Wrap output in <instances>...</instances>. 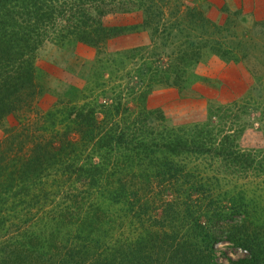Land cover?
Instances as JSON below:
<instances>
[{
  "label": "trees",
  "instance_id": "obj_1",
  "mask_svg": "<svg viewBox=\"0 0 264 264\" xmlns=\"http://www.w3.org/2000/svg\"><path fill=\"white\" fill-rule=\"evenodd\" d=\"M69 1L0 0V122L37 96L34 55L43 40L61 48L73 40L98 47L130 29L103 24L106 0ZM174 3L177 10L184 7V17L166 29L169 0H118L114 8L143 13L133 29L184 34L175 61L189 65L200 47L189 56L184 29L193 22L206 31L210 21L188 1ZM120 106L105 107V126L112 125L104 133L108 151L99 162L79 167L75 158L85 152V141L102 128L83 105L54 106L6 132L0 143V264H214L213 248L221 239L247 251L239 264H264V212L251 202L252 189L222 184L228 179L201 175L197 165L186 170L185 163L200 156L209 163L220 159L245 178L263 175V160L251 169L234 132L213 134V127L198 125L189 136L164 129L156 142L141 137L139 149H125L114 144L120 143V127L109 118ZM31 142L36 147L25 155ZM50 176L46 187L42 180ZM165 194L170 198L162 201Z\"/></svg>",
  "mask_w": 264,
  "mask_h": 264
},
{
  "label": "rangeland",
  "instance_id": "obj_2",
  "mask_svg": "<svg viewBox=\"0 0 264 264\" xmlns=\"http://www.w3.org/2000/svg\"><path fill=\"white\" fill-rule=\"evenodd\" d=\"M116 1L106 0L107 12L101 20L104 25L130 27L125 33L98 47L74 40L65 42L62 48L51 41L40 43L34 55L37 96L29 107L8 114L0 122V143L6 132L20 127V120L35 122L54 106L83 105V111L88 109L92 116L94 111L96 117L91 121L102 128L88 137L85 152L75 158V164L79 167L86 161L99 162V155L108 151L106 139L111 142L104 134L112 127L105 126V107L118 102L119 110L111 111L109 118L120 127L116 138L120 143L114 144L126 145L125 149H139L141 137L156 142L164 129L189 136L198 125L213 127V134L234 132L239 151L252 162L251 169L259 161L264 163V0H182L195 5L210 21L206 31L193 28V22L184 29L189 56L200 47L199 58L189 65L175 61L184 49V34L172 30L171 36L166 31L154 35L150 28L133 29L131 26L143 21V13L137 9L119 12L114 8ZM174 1L166 4L162 20L165 29L184 17V7L177 10ZM189 41H193L191 47ZM70 135L75 141L80 137L75 132ZM35 147L33 142L27 144L25 155L33 153ZM201 157L186 161V170L197 165L201 175L228 179L222 184H243L252 189L251 202L264 212V174L241 178L225 161L209 163ZM52 180L50 176L42 183L48 187ZM154 191L153 186L147 196L152 197ZM169 198L165 194L162 201ZM213 250L214 264H239L248 255L243 247L225 239L219 240Z\"/></svg>",
  "mask_w": 264,
  "mask_h": 264
}]
</instances>
